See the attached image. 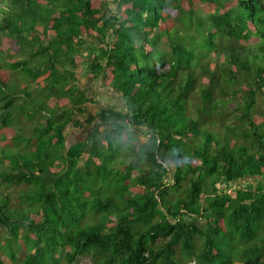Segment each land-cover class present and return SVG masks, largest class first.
Wrapping results in <instances>:
<instances>
[{
    "label": "trees",
    "instance_id": "trees-1",
    "mask_svg": "<svg viewBox=\"0 0 264 264\" xmlns=\"http://www.w3.org/2000/svg\"><path fill=\"white\" fill-rule=\"evenodd\" d=\"M3 1L0 264H264V0Z\"/></svg>",
    "mask_w": 264,
    "mask_h": 264
},
{
    "label": "rangeland",
    "instance_id": "rangeland-1",
    "mask_svg": "<svg viewBox=\"0 0 264 264\" xmlns=\"http://www.w3.org/2000/svg\"><path fill=\"white\" fill-rule=\"evenodd\" d=\"M6 3H4V1H0V7L3 8L4 5ZM211 11V10H210ZM210 11H204V10H200L197 15H193L191 17L189 16H185V18L183 19L184 21V28L185 30H194L199 33V35H204L206 34L209 29H210V24L212 23V16H211V12ZM213 12V11H212ZM1 17V14H0ZM188 32V31H187ZM185 35H188V33H186ZM156 36V35H152ZM153 41L155 42L156 46L158 48H160L162 51L166 50L164 48V42L166 41L164 38H157V37H153L152 38ZM166 45V44H165ZM27 55H22V58H25ZM222 58V56L220 57ZM0 62H2L6 68L7 71H12V67H11V63L9 62V59L7 58V55L5 56L4 54H0ZM18 77H22V75L20 74V72L17 74ZM84 87L85 90H87V88L89 90H92V88L99 90V95H98V99L101 101L102 100H106L108 101V103H116V104H121L122 103V98H121V93L117 92L118 94L114 97V99L110 98L109 96L114 93H116V90L112 89V88H108V87H104L103 84V80L102 79H91L90 77H86L84 79ZM108 90L110 91V95L107 97V95L105 94V92H108ZM120 96V97H119ZM103 101V102H106ZM91 113L96 114L97 110L93 109V106H90L89 110ZM88 114H86L87 116ZM263 118H264V114H262ZM37 119V118H35ZM23 122H28V124H32V123H36V121H33L32 119L29 121L24 120ZM85 122V121H84ZM81 125V124H79ZM97 134L102 135L103 134V127L100 126V124L94 127ZM67 131H68V143L71 142H77L79 140L82 141H87L88 137H89V126L85 124L84 127H76L75 125H72V123L69 124V126L67 127ZM59 158L57 159V164H61V154L58 155ZM137 159V157L135 158ZM5 166H2L0 169L4 168ZM3 229L0 228V233H3L2 231ZM5 234V233H4ZM3 234V235H4ZM1 240H3V238H1ZM29 245V246H28ZM28 249H30V244H27ZM27 246H26V250H27ZM17 249L19 250L20 254L23 251V243L21 242H17ZM56 264H67L66 260L64 259V257L62 255H59V257L56 259L55 261ZM12 264V263H10ZM73 264H92V261L87 258V257H80L75 263ZM193 264V263H192Z\"/></svg>",
    "mask_w": 264,
    "mask_h": 264
},
{
    "label": "crops",
    "instance_id": "crops-1",
    "mask_svg": "<svg viewBox=\"0 0 264 264\" xmlns=\"http://www.w3.org/2000/svg\"><path fill=\"white\" fill-rule=\"evenodd\" d=\"M95 79V78H94ZM102 79V78H101ZM105 87V86H104ZM105 94L107 95V97L110 95V91L108 90V92H105ZM109 94V95H108ZM117 95V93H114L109 96L110 98L114 99V97ZM120 97V96H119Z\"/></svg>",
    "mask_w": 264,
    "mask_h": 264
}]
</instances>
